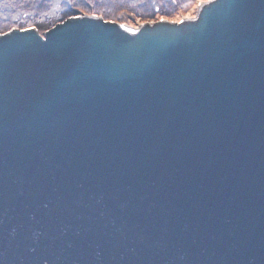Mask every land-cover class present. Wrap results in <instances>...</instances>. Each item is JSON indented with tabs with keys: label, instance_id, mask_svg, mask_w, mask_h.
<instances>
[{
	"label": "water",
	"instance_id": "obj_1",
	"mask_svg": "<svg viewBox=\"0 0 264 264\" xmlns=\"http://www.w3.org/2000/svg\"><path fill=\"white\" fill-rule=\"evenodd\" d=\"M0 264H264V0L0 32Z\"/></svg>",
	"mask_w": 264,
	"mask_h": 264
},
{
	"label": "trees",
	"instance_id": "obj_2",
	"mask_svg": "<svg viewBox=\"0 0 264 264\" xmlns=\"http://www.w3.org/2000/svg\"><path fill=\"white\" fill-rule=\"evenodd\" d=\"M99 1V0H98ZM175 1V2H174ZM188 0H151L135 4L133 7H124L129 12H137L142 15L148 13V16L155 13V8L160 10H173L177 5L183 7ZM191 1V0H189ZM72 4L80 5L82 0H0V31H5L16 24L28 26L32 24L39 30H46L59 21L73 14ZM112 5L115 0H110ZM147 5V6H146ZM157 11V10H156ZM15 13V14H13ZM75 13V12H74ZM109 13V12H108ZM2 14H5L2 17ZM123 14L118 16L119 20H126Z\"/></svg>",
	"mask_w": 264,
	"mask_h": 264
},
{
	"label": "rangeland",
	"instance_id": "obj_3",
	"mask_svg": "<svg viewBox=\"0 0 264 264\" xmlns=\"http://www.w3.org/2000/svg\"><path fill=\"white\" fill-rule=\"evenodd\" d=\"M83 2L80 5L72 4L73 2H70L71 9L74 8L73 14L74 15H80V14H88V15H98L103 17L105 20H113L118 21L122 23L129 24L130 26H139L142 23L146 22H153L158 21L162 19L171 20V21H180L185 17H194L198 13L199 7L201 2L207 1V0H191L187 1L186 4L182 7L181 4L177 5L175 9L173 10H160V8H155V13H152L148 16V13H143L142 15L137 14V12H129L128 10H125L124 7H133L135 4L143 3L145 1L151 0H115V3L112 5L110 0H82ZM114 1V0H113ZM175 2V1H174ZM147 6V5H146ZM157 10V11H156ZM109 12V13H108ZM15 14V13H13ZM120 14H123L124 18L126 20H119L118 16ZM5 14H2V17H4ZM69 17V16H68ZM67 18V17H66ZM55 25V24H54ZM35 27L32 24H29L28 26H21L16 24L15 26L11 27L10 29L14 27L19 28H27V27ZM53 26V25H52ZM10 29H7L5 31L0 32H6ZM41 33H43L45 30H39Z\"/></svg>",
	"mask_w": 264,
	"mask_h": 264
},
{
	"label": "bare ground",
	"instance_id": "obj_4",
	"mask_svg": "<svg viewBox=\"0 0 264 264\" xmlns=\"http://www.w3.org/2000/svg\"><path fill=\"white\" fill-rule=\"evenodd\" d=\"M204 2H205V1H204ZM204 2L202 1L201 4L204 3ZM201 4H200V5H201ZM185 18H191V17H185ZM192 18H193V17H192ZM133 27H134V26H133ZM136 27H137V26H136ZM36 28H37V27H36ZM49 28H50V27H49ZM37 29H38V28H37ZM47 29H48V28H47ZM47 29H46V30H47ZM38 30H39V29H38ZM40 33H41V32H40ZM41 34H42V33H41Z\"/></svg>",
	"mask_w": 264,
	"mask_h": 264
}]
</instances>
